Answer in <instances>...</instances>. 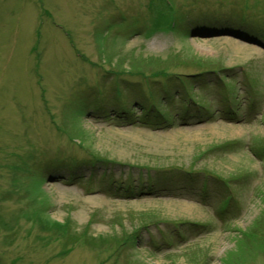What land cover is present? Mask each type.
<instances>
[{
  "label": "rangeland",
  "instance_id": "rangeland-1",
  "mask_svg": "<svg viewBox=\"0 0 264 264\" xmlns=\"http://www.w3.org/2000/svg\"><path fill=\"white\" fill-rule=\"evenodd\" d=\"M0 264H264V0H0Z\"/></svg>",
  "mask_w": 264,
  "mask_h": 264
}]
</instances>
